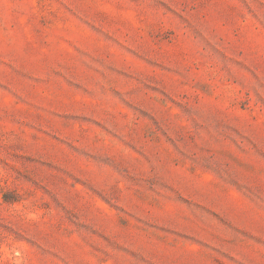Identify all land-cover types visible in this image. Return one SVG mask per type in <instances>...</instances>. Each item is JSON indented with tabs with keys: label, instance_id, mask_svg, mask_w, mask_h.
<instances>
[{
	"label": "rangeland",
	"instance_id": "obj_1",
	"mask_svg": "<svg viewBox=\"0 0 264 264\" xmlns=\"http://www.w3.org/2000/svg\"><path fill=\"white\" fill-rule=\"evenodd\" d=\"M0 264H264V0H0Z\"/></svg>",
	"mask_w": 264,
	"mask_h": 264
}]
</instances>
